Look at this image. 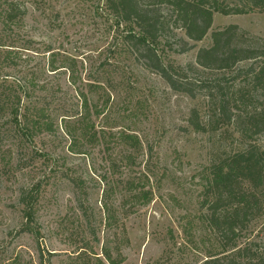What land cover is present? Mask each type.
Segmentation results:
<instances>
[{"label": "rangeland", "instance_id": "374dc122", "mask_svg": "<svg viewBox=\"0 0 264 264\" xmlns=\"http://www.w3.org/2000/svg\"><path fill=\"white\" fill-rule=\"evenodd\" d=\"M21 1L23 20L10 30L0 24V264H108L107 251L120 264L256 259L264 215L227 241L201 206L212 162L248 141L233 125H208L215 113L201 69L189 75L192 94L171 89L131 53L133 28L105 0ZM230 25L264 43V12L216 13L203 41L174 30L159 53L165 63L198 67V51ZM83 94L100 112L91 136L78 122ZM33 108L46 109L52 131H33ZM193 110L206 131L191 125ZM255 139L264 149V136ZM38 183L36 237L23 230L21 197Z\"/></svg>", "mask_w": 264, "mask_h": 264}, {"label": "trees", "instance_id": "16d2710c", "mask_svg": "<svg viewBox=\"0 0 264 264\" xmlns=\"http://www.w3.org/2000/svg\"><path fill=\"white\" fill-rule=\"evenodd\" d=\"M105 4L113 17L132 26L126 42L146 70L161 76L174 91L190 95L189 75L201 69L204 76L199 82L211 102L209 110L215 113L208 125L214 126L215 131L219 126L233 125L240 138L248 140L239 150L212 162L201 203L208 214L207 223L215 233L227 237V241L244 238L248 227L264 215V149L255 139L264 136V43L248 36L237 25H230L215 31L212 45L198 51V67L165 63L158 46L174 30L183 31L193 42H201L216 13L229 16L264 12V0H105ZM26 14V4L21 0L0 3L2 29L10 30ZM180 41L185 43L183 39ZM1 46L4 45L0 43ZM207 73L213 76L205 77ZM82 96L83 112L78 122L83 134L91 136L92 117L100 112L94 111L85 94ZM49 116L46 109L33 108V131H52L54 124ZM190 123L199 132L207 130L196 110L192 111ZM67 134L75 137L68 129ZM123 139L134 148L139 145L134 135L126 134ZM41 188V183L33 185L21 197L23 230L36 237L40 236L36 216ZM261 241L262 251L247 264H264V226ZM104 256L108 264H120L108 251ZM202 264L222 263L211 257Z\"/></svg>", "mask_w": 264, "mask_h": 264}]
</instances>
